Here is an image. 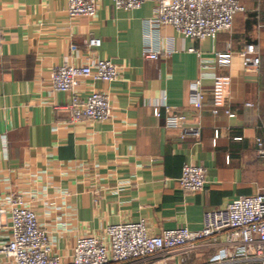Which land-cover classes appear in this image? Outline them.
<instances>
[{
  "label": "crops",
  "instance_id": "1",
  "mask_svg": "<svg viewBox=\"0 0 264 264\" xmlns=\"http://www.w3.org/2000/svg\"><path fill=\"white\" fill-rule=\"evenodd\" d=\"M238 1L247 12L233 29L201 42L168 26L149 33L156 0L132 11L101 0L94 19L75 20L69 0H0V206L23 198L63 262L79 238L104 239L109 226L145 220L152 235L197 231L207 210L264 193V158L257 154L258 140L264 144V0ZM93 39L99 48L90 49ZM148 39L166 55L146 58ZM251 44L260 49L258 72L244 67L241 54ZM216 54H231L230 63L220 64ZM96 59L117 64L119 81L86 79L79 92L107 93L113 117L74 124L66 109L71 98L53 90L50 75L64 63ZM196 81L201 108L191 94ZM169 114L185 116L200 137L182 139L183 130L167 128ZM186 164L206 169L203 192L181 190ZM215 256L221 264H258L228 259L223 239L145 264H217Z\"/></svg>",
  "mask_w": 264,
  "mask_h": 264
},
{
  "label": "built area",
  "instance_id": "2",
  "mask_svg": "<svg viewBox=\"0 0 264 264\" xmlns=\"http://www.w3.org/2000/svg\"><path fill=\"white\" fill-rule=\"evenodd\" d=\"M100 1L69 0V18L94 19ZM147 1L113 0V3L116 10L132 11L141 9ZM244 12L238 0H156L155 14L146 25L149 33H158L161 28L168 26L184 39L202 42L230 32L235 17ZM2 42L3 32L0 28V45ZM101 44V40L93 39L89 47L97 49ZM143 54L152 60L166 55L153 48L149 39ZM241 55L246 70L258 72L261 66L258 45H248ZM231 57V54H216L218 62L223 65H228ZM120 73V67L113 61L96 59L81 67L64 63L53 70L49 80L55 92L70 96L66 109L71 113L72 123H107L114 114L110 96L99 91L83 96L79 88L86 79L115 83L119 81ZM191 94L195 108H201L203 97L200 81L193 83ZM247 106L252 107L251 104ZM214 114H218V111L215 110ZM226 114L233 116L228 111ZM156 115L159 116L158 112ZM165 124L169 129L183 130L182 139L188 136L200 137L199 128L189 126L183 115L169 114ZM257 154L259 158H264V144L261 140H258ZM179 184L185 193L203 192L208 184L206 169L186 164ZM3 230H7V240L0 241V264H145L149 260L163 258L161 256L164 254L182 249L189 251L206 241L218 246L222 239L228 259L264 264V193L241 197L224 207L207 210L203 227L197 231L178 228L152 235L145 220L109 226L104 239L79 238L67 262L53 254L51 237L42 228L36 212L27 206L23 198L11 196L7 198L5 206H0V232ZM223 260L215 256L211 263L221 264ZM181 263L186 264L187 258L182 259Z\"/></svg>",
  "mask_w": 264,
  "mask_h": 264
},
{
  "label": "trees",
  "instance_id": "3",
  "mask_svg": "<svg viewBox=\"0 0 264 264\" xmlns=\"http://www.w3.org/2000/svg\"><path fill=\"white\" fill-rule=\"evenodd\" d=\"M243 7H244V9H245V12L244 13H240V14H245L247 11H246V7L241 3V2H239ZM254 17H256L257 18V16L255 15Z\"/></svg>",
  "mask_w": 264,
  "mask_h": 264
}]
</instances>
